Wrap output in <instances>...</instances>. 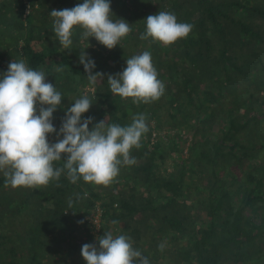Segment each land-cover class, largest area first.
Returning <instances> with one entry per match:
<instances>
[{"label": "trees", "instance_id": "obj_1", "mask_svg": "<svg viewBox=\"0 0 264 264\" xmlns=\"http://www.w3.org/2000/svg\"><path fill=\"white\" fill-rule=\"evenodd\" d=\"M17 1L18 13L8 7L4 8V16L13 30H28L18 46L28 67L41 70L43 65L57 61L72 76L85 82L87 76L79 62L81 50L94 60L92 72H102L105 76L124 69L127 58L149 51L158 79L165 84L162 97L149 104L137 105L132 103V98L119 96L110 100L114 110L118 105L122 107L124 119L128 120L121 119V126L131 124L132 117L141 113L146 115L147 122L150 119L154 122L148 125L149 131L142 137V146L131 150L136 163L122 166L117 176L128 182L133 179L128 186L130 190L113 192L111 189V198L107 200L104 199L106 194L103 196L100 192L101 185L82 178L73 184L66 172L59 180L50 181L57 193L69 189L82 197L78 206L74 205L73 216L86 225L96 201L102 200L103 216L97 237L113 226L120 227L118 235L130 236L133 247L148 258L149 264H162L161 261L167 264H264V37L247 21V16L264 18V7L247 0H170L161 11L176 12L178 22L192 24L187 37L169 46L153 42L151 38L141 40L140 35L146 31L145 17L141 16L136 19L144 23L143 26H131L132 31L111 50L94 37L89 41L83 39L80 31L83 29L77 27L69 52L58 40L38 49L33 41L43 35L48 38L46 16L45 19L44 14L36 17L33 10L23 14L29 5ZM46 1L36 0L37 7L41 8ZM141 1L137 10L154 11ZM113 13L117 17L118 12L113 10ZM122 18L130 23L127 15ZM49 21L52 20L49 18ZM7 23L4 22L6 26ZM41 28L46 30L43 34L34 35L31 31ZM47 75L55 78L54 73ZM101 81L108 86L106 80ZM90 109L83 114L84 118L90 117ZM115 115L111 112L107 122L117 123ZM64 116L58 117L55 111L54 126L61 124ZM98 116L92 117L93 124L101 121ZM92 126L89 124L90 129ZM153 130L157 133L156 147L151 145ZM185 134L189 137V154L197 149L193 160L199 176L190 186H185L183 181L186 160L179 163L176 173H160L157 165V160L162 164L173 153L182 157ZM49 140L55 142L56 135L49 134ZM63 163L62 160L54 162V166L62 167ZM222 173L226 178H222ZM5 179L0 175V187L6 185ZM190 191L197 194L191 200ZM237 192L242 193V198L235 204ZM33 193L47 195L39 187H34ZM54 196L50 192L45 199L49 202ZM56 200L54 206L65 203L62 198ZM114 203L117 205L113 206ZM54 212L63 213L57 209ZM85 228V235L76 238L71 247L81 261L74 263L73 260L70 264H86L81 255L82 245L98 243L88 226ZM31 232L34 235V227ZM30 240L33 243L28 248L30 260L25 261L19 254L17 257V251L10 249L6 264H65L60 258L62 254L59 258L50 255L47 261L43 260L35 252L34 238ZM161 243L164 244L162 251L158 249ZM54 259L57 262H53Z\"/></svg>", "mask_w": 264, "mask_h": 264}, {"label": "clouds", "instance_id": "obj_2", "mask_svg": "<svg viewBox=\"0 0 264 264\" xmlns=\"http://www.w3.org/2000/svg\"><path fill=\"white\" fill-rule=\"evenodd\" d=\"M49 14L54 18V40L69 52L77 27L83 29V39L89 41L94 37L110 50L132 31L129 22L115 16L110 0H83L72 8L53 9ZM145 21L146 31L140 39L151 38L164 46L187 37L193 28L190 23L178 22L175 14L168 11L148 15ZM79 62L90 84L104 79V73L92 72L95 62L83 50ZM126 65L122 72L107 75L110 92L132 98V103L137 105L158 101L165 84L158 79L151 53L133 55L126 59ZM63 70V65L55 68L56 72ZM46 76L44 71L28 67L24 60L14 59L0 76V172L6 178V185L47 186L66 172L73 184L82 178L88 183L109 186L122 166L136 163L130 153L142 146V137L149 131L146 115H134L131 124L125 126L105 119L93 124L92 117H83L93 104L89 96L83 95L66 109L57 130L53 113L63 98L55 85L46 81ZM89 124L93 125L91 129ZM53 133L56 141L50 142L49 134ZM62 154L66 158L62 159ZM61 160L62 167H55L54 162ZM72 202L70 198L69 208ZM97 241L82 245L81 255L86 264H149L148 258L133 247L130 236L114 237L108 231L97 237ZM163 248V243L158 245L159 250Z\"/></svg>", "mask_w": 264, "mask_h": 264}, {"label": "rangeland", "instance_id": "obj_3", "mask_svg": "<svg viewBox=\"0 0 264 264\" xmlns=\"http://www.w3.org/2000/svg\"><path fill=\"white\" fill-rule=\"evenodd\" d=\"M21 1L24 2L23 4L29 5L24 10L23 14L26 15L30 10H33V14L36 15V17L39 14H44L43 17L46 16V19L45 17L44 19L49 24H46L45 27L47 28L48 26L49 31L53 28L54 20V18L49 14L51 10L72 8L77 4L83 2V0H47L46 3H44L43 6L39 8L36 5V0ZM140 1L141 0H110L111 9L112 11L116 10L118 12L117 17L121 16L122 18L123 15H127V17L130 18V23L132 24L131 26L138 28V26L142 27L144 23H141L136 18H141V16L146 18L148 15L157 14L159 11H161L162 7L166 8L169 5L168 2L170 0H142L141 3L149 5L150 8H153L154 10H151V12L147 13H141L136 9V7L140 5ZM247 1L264 7V0ZM19 5L20 4L17 0H0V76H2V74L7 71L8 64L13 59L24 60L23 56H21L20 54L18 46L22 42L21 40L24 37V33L28 30H17L18 28H14L15 30H13L11 27V22L10 26L6 20L7 16H4V10L8 7H10L15 13H18V11L20 10ZM120 9H122V11L124 10V12H119ZM169 12L173 13V11ZM173 14L176 15V12H174ZM49 18L52 20L51 22L49 21ZM23 20L25 26L27 27V17L25 18L24 16ZM247 21L252 23L254 29L260 31V33L264 37V18L258 15L252 17L247 16ZM4 22L7 23V26L4 24ZM139 22L140 24H138ZM42 30L43 29L41 28L39 32H42ZM80 31L83 32V30ZM51 36V40L48 39V41H44L45 45L51 42L55 43V34L51 33ZM39 44V42L34 43L35 46H38ZM58 65H60L59 62L53 61L50 63V65H43L41 69L46 74H55V78L53 79L49 78V76L47 75L46 78H48L46 79V81L54 84L56 89L62 94L63 99L61 101V106L56 110V115L58 117L64 116L66 109L68 107H71L76 99L80 98L83 95H87L93 102L91 106L92 109L95 110L92 111V109H90V117H93L95 119V117L99 115L98 117L101 120H104L106 118L105 120L107 121V117L111 115V112H115L116 119H118V121L116 120V122L122 125L120 120L125 118L123 116V110L120 105H118L114 110V107L112 106L113 103L110 100L117 95H113L110 92L109 85L105 86L104 83L101 84L104 81H101L100 79L97 80L95 85H92L86 80L87 77L85 79V82H82L75 75L72 76V74L65 67L62 72H56L55 68ZM122 71L123 69H119L116 71V73ZM103 80L107 81V76H104ZM96 92H100V95L97 96ZM101 103H104L105 105H101ZM124 120L128 121L126 119ZM95 123H97V121H95ZM147 123L150 126L154 124L153 120L151 119ZM60 126V123L55 124L57 130H59ZM187 135L188 134L183 135V137L187 138V140L185 141L184 147L182 149V157L178 153H173L170 156H167L162 164H160V160H157V165L159 166L158 171L160 173H176V171L180 167L179 163H183L184 160H186V162H184L185 177L183 178V181L185 186H190L191 183L197 180L199 174L196 169L197 163L195 159L193 160V158H195V155L197 154V149L191 151V155L189 154V152L187 151L189 137H187ZM155 136H157V133L153 130L151 145L156 147V145H154V142L156 140ZM207 167L209 170L211 169V166ZM2 174L3 173L0 172V175ZM222 178H226V174L222 173ZM131 181H133V179L128 182L127 180L124 181V178L118 179V177H116L109 186L105 187L101 185V189L103 190H101L100 192L104 193L103 196L106 194V198L104 199L109 200L111 198V195L109 194L111 189H113V192L130 190L128 186L132 185ZM54 188L55 185L53 183H49L47 186H39V189L42 190L44 194L46 193L48 195V193L53 192V194L55 195L53 198H50L49 202H47L45 199L47 195L39 196V194H34L33 188L22 186L13 188L11 185L0 187V264H6L10 256V249H15L17 251V257L19 254L25 258V261L30 260V253L28 251V248L31 246V244H33L30 238H34L36 247L35 252L45 261H47V258L50 255H56L57 258H59V254L63 255L60 258L65 262V264H70L73 260L74 263L75 261H81L80 256L77 255L71 247L75 243L76 238H82L87 231V229L85 228L87 226L79 223L81 219L73 216L76 210V207L74 205L78 206L79 203L77 202H79V200H82V197L79 196L76 191L72 192L69 189H65L63 193H57ZM238 192L235 193L236 197L234 199L236 200H233L235 204L240 202V199L242 198V193ZM189 194L190 200L197 196L195 191H190ZM58 197L62 198L65 203L54 206L53 204L55 201H57L56 199ZM70 198L73 201L71 208H69ZM160 200H163V198ZM101 201L102 200L98 199L96 202L101 204ZM55 209H57L59 213L63 211L62 215L54 212ZM33 227L35 230L34 235H32L31 232V229ZM117 228L120 227L114 228L113 226L112 230L109 229L114 237L115 235L118 236V234L120 233L118 232L119 230H117ZM99 234L100 231L96 232V234H93V236L97 237ZM143 247H145V245H143ZM53 248H56V250H53ZM58 248H61L60 252ZM53 262H57V259ZM161 262L162 264H167L166 262Z\"/></svg>", "mask_w": 264, "mask_h": 264}, {"label": "built area", "instance_id": "obj_4", "mask_svg": "<svg viewBox=\"0 0 264 264\" xmlns=\"http://www.w3.org/2000/svg\"><path fill=\"white\" fill-rule=\"evenodd\" d=\"M116 205H117L116 203L113 204V206ZM102 216H103V207L100 203L96 202L86 219V225L88 226L92 234H96V232L100 231Z\"/></svg>", "mask_w": 264, "mask_h": 264}, {"label": "crops", "instance_id": "obj_5", "mask_svg": "<svg viewBox=\"0 0 264 264\" xmlns=\"http://www.w3.org/2000/svg\"><path fill=\"white\" fill-rule=\"evenodd\" d=\"M32 31V33L34 34V35H36L37 33H43L44 31H46V30H42V32H39L40 30H31ZM51 32H52V30H47V35H48V37H50L49 38V40H51ZM39 39H35L33 42L34 43H40L38 46H36L38 49H43L44 47H45V43H44V41H45V39L47 40L48 38H47V36L45 37L44 35L43 36H40V37H38ZM33 43V44H34ZM36 45V44H35Z\"/></svg>", "mask_w": 264, "mask_h": 264}]
</instances>
